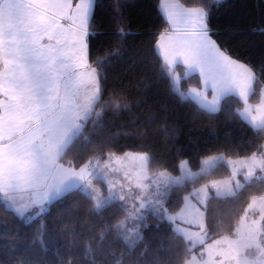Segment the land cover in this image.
<instances>
[{
	"label": "trees",
	"instance_id": "1",
	"mask_svg": "<svg viewBox=\"0 0 264 264\" xmlns=\"http://www.w3.org/2000/svg\"><path fill=\"white\" fill-rule=\"evenodd\" d=\"M178 1L210 11L218 46L256 73L250 100L257 102L264 85V0ZM159 4L160 0H93L86 43L88 62L98 73L99 94L84 125L63 150L62 163L78 167L95 156L104 159L131 151L147 159L150 172L177 174L183 160L196 170L208 155L236 158L263 152L264 125L254 127L241 115L238 96H224L215 112L201 107L181 94L200 85L196 74L183 77L181 65L174 68L182 77L173 88L156 49L169 26ZM230 174L221 161L171 185L167 209H180L193 189ZM263 193L264 163L235 193H212L203 207V243L233 235L250 199ZM124 215L119 201L96 207L81 187L55 198L31 220L8 208L0 197V264H185L203 248L189 246L171 221L153 213L130 244L118 225Z\"/></svg>",
	"mask_w": 264,
	"mask_h": 264
},
{
	"label": "snow or ice",
	"instance_id": "2",
	"mask_svg": "<svg viewBox=\"0 0 264 264\" xmlns=\"http://www.w3.org/2000/svg\"><path fill=\"white\" fill-rule=\"evenodd\" d=\"M163 7L171 25L157 41L165 68L179 62L189 72H198L199 76L206 74L203 86L206 89L210 86L214 91L212 100L209 101L199 90L193 89L192 92L209 111H218L220 97L233 90H238L240 97L246 98L250 74L238 71L237 62L213 39L215 33L211 28L210 11L205 8L189 10L178 3ZM90 14L91 0H80L75 4L73 0H36L30 4L0 0V18L14 22L19 33L18 37L4 42V55L19 58L5 70L6 83L0 91V95L6 93L11 101L6 108L4 128L9 137L25 131L35 137L45 126L46 94L50 82L56 79L57 65L66 64L73 56L80 65H87L85 38L89 35L87 22ZM26 62H30L32 68V82L20 88L17 95V72L21 80L26 79ZM172 81L175 88L178 79L172 77ZM34 106L38 107L34 110ZM26 148L27 144H22L17 151Z\"/></svg>",
	"mask_w": 264,
	"mask_h": 264
},
{
	"label": "rangeland",
	"instance_id": "3",
	"mask_svg": "<svg viewBox=\"0 0 264 264\" xmlns=\"http://www.w3.org/2000/svg\"><path fill=\"white\" fill-rule=\"evenodd\" d=\"M81 70L83 73V85L74 82V74H72L71 68H65L61 73L62 85L72 74L74 98L79 105L78 114L72 118V139L84 125L99 94L97 70L94 67H92L91 71H86L84 68ZM168 70L171 79L172 77L178 79L175 86V88H178L179 73ZM249 107L251 108L250 105ZM63 134H65V131L55 128L47 131L46 136H51L57 140ZM27 146L33 145L27 144ZM29 149L32 150V147ZM260 153L255 155L254 160L251 158L246 159L248 156L227 157L223 153L208 155L202 159L200 167L196 170L189 168L186 160H183L180 164L179 172L175 174L168 170L150 172L147 168V159H141L135 152L129 151L122 154H108L104 159L95 156L78 167L65 164L70 169L62 166L57 167L54 175L55 180L60 182L71 180L68 186L60 190L62 193L75 187H81L93 198L96 207H102L115 200L119 201L125 208V215L118 225L125 239L130 244L137 241L142 222L149 213H153L159 218L171 221L176 231L184 235L189 246L192 247L194 243H202V240L207 237L203 207L208 197L212 193L220 196L235 193L244 182L255 176L257 170L262 167L264 152ZM256 158L259 159V163ZM221 161L226 162L230 167L231 174L229 176L212 180L193 189L186 196L180 209L174 212H170L167 209L165 201L171 185L181 183L187 178L197 177ZM240 175H242V178ZM0 197L7 206L4 196L0 194ZM16 200L20 201L21 205L16 207L15 211L26 220H31L38 215L31 210L33 209L31 206L25 203L23 197L17 196ZM252 202L247 210L254 209L256 212V217L253 221L259 232L246 231L250 228L248 225V211H246L234 234L232 236H222L218 244L215 241L214 245H211L213 247L208 249L212 252L213 257L215 256L220 260L218 264H264V193L256 195ZM190 219L196 226L195 229L197 231L194 233H191ZM254 253L256 255H252ZM260 254L262 257H260ZM200 263L201 260L196 261V264Z\"/></svg>",
	"mask_w": 264,
	"mask_h": 264
},
{
	"label": "crops",
	"instance_id": "4",
	"mask_svg": "<svg viewBox=\"0 0 264 264\" xmlns=\"http://www.w3.org/2000/svg\"><path fill=\"white\" fill-rule=\"evenodd\" d=\"M19 2L22 4H30L36 2V0H19ZM78 2H80V0H73V4ZM85 2H87V0H85ZM172 3H178L183 8L189 10L200 8V7L185 6L181 4L178 0H160V4H159L160 9L162 10L166 19H167V14L164 10L163 5L172 4ZM92 8H93V0H91V12H92ZM90 15L88 17V21ZM168 25L169 26L166 30H168L171 27L169 22ZM18 36L19 33L17 31V27L15 23L5 21L3 18H1L0 19V60H1L0 91L3 90L6 83L5 70L8 68L9 64L19 59L15 55H10L7 57L4 55V42L8 39ZM156 49L163 60V53L159 48L158 43H156ZM82 50L83 49L81 48V51ZM228 56L237 62L236 68L238 71H240L241 73L248 72V74H250L251 77L250 88L247 90L246 98L240 97L238 90H233L231 92L225 93L223 96L220 97L219 105L222 98L226 95L233 94L238 96L240 100L244 103V106L241 109V113H243L242 116L254 127H260L264 125V85L260 89V99L257 102H252L250 100V96L252 94L254 82L256 80V73L246 63L238 59H235L230 55ZM86 59H87L86 66L77 63L75 56L69 59L66 64L57 65L58 72L56 75V79L50 82V88L46 94L45 103L48 106L47 114H46L47 123L45 124L44 127H42L39 130L38 134L35 137H31L27 131H25L24 133H18L11 137H9L4 132V128L7 120L6 108L11 103V101L9 100L6 93L4 95H0V180H1L0 187H2L0 189V194L4 196L5 202L8 207L16 210V207L21 205L20 201L16 200V197L21 196L25 199V203L33 208L31 210H33V212H35L36 214L40 215L42 212L46 210V206L52 200L63 194L62 191L60 190L65 186H68L69 181L71 182V180L69 181L64 180V182L55 180L56 178L54 175V171L57 167L67 166L60 161V156L63 150L72 140V118L75 115H77L79 112V105L76 103L72 89V74H74V82L83 85L82 83L83 73L81 69L84 68V70L86 71L92 70V66L88 62L87 51H86ZM177 65H181L183 67L184 77L196 74L200 79L199 86H190L185 91H181V94L185 97L194 100L198 105L207 109L201 104L199 100L195 98V94L192 92L193 89L199 90L203 92L204 95L207 96L209 101L212 100V97L215 94L214 91L211 89L210 86L207 89L203 86L204 82L207 79V75L205 74L204 76H199L198 72H189L186 66H184L182 63L179 62L173 64L172 66H168L167 68L173 72L175 66ZM65 68H71L72 74L70 75L69 79H66L62 85L61 73ZM24 72L26 73V79L23 80H21L19 72H17L16 83L19 85V87L15 88V93L17 95H19L20 88L32 82V68L30 66V62H26V67L24 68ZM181 77L182 75L179 74V81ZM249 105L251 106V108L249 107ZM37 107L38 106H34V110ZM55 128H57L58 130L65 131V134H63L57 140H55L51 136H46L47 131L54 130ZM22 144H28V145L32 144L33 146H27L26 150L18 152L17 148ZM30 147H32V150L29 149ZM255 155H259V153L250 155L246 159L251 158L252 160H254L256 157ZM256 159L257 162L259 163V159L258 158ZM56 183L58 184L55 186ZM254 197L255 196L251 198L244 213L248 211L247 209L253 203L252 201ZM12 199L14 200L12 201ZM41 210L43 211L41 212ZM247 215L249 217L248 225L250 228L247 229L246 231L249 230L251 232H259V229L257 228V226H255V222L253 221L256 217V212L254 211V209L248 211ZM189 225H190L191 233L197 231L195 229L196 226L192 223L191 219L189 220ZM221 238L222 237L212 242L203 243L205 239L204 238L202 240V243H194L192 248L201 244H203V248L200 252L195 251L191 255V257L185 262V264H196V261L198 262V260L199 261L201 260L200 264L202 263L218 264L220 260L217 259L215 256L213 257L212 252L208 249H211L213 247L211 245H214L215 241L218 244ZM252 255H256V254L254 253ZM260 257H262L261 254ZM235 260L237 261V259Z\"/></svg>",
	"mask_w": 264,
	"mask_h": 264
}]
</instances>
